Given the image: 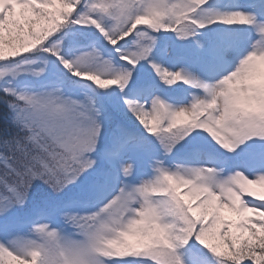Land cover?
<instances>
[{
    "label": "snow or ice",
    "instance_id": "6c2138e0",
    "mask_svg": "<svg viewBox=\"0 0 264 264\" xmlns=\"http://www.w3.org/2000/svg\"><path fill=\"white\" fill-rule=\"evenodd\" d=\"M0 264H264V0H0Z\"/></svg>",
    "mask_w": 264,
    "mask_h": 264
},
{
    "label": "rangeland",
    "instance_id": "374dc122",
    "mask_svg": "<svg viewBox=\"0 0 264 264\" xmlns=\"http://www.w3.org/2000/svg\"><path fill=\"white\" fill-rule=\"evenodd\" d=\"M236 2H239V0H228V1L225 3L224 7H225V6H228V5H231V4H233V3H236ZM249 2H252V0H249ZM226 26H227V29H226L225 32H231V31H233V30H248V29H251V27H252V26H250V25H231V26L226 25ZM166 94L171 95L170 93H166ZM254 187L259 188V186H254ZM228 212H229V209H225V210H224V215H225V217H226V218L229 217L230 219H232V217L229 216ZM235 215H236V214H235Z\"/></svg>",
    "mask_w": 264,
    "mask_h": 264
},
{
    "label": "trees",
    "instance_id": "16d2710c",
    "mask_svg": "<svg viewBox=\"0 0 264 264\" xmlns=\"http://www.w3.org/2000/svg\"><path fill=\"white\" fill-rule=\"evenodd\" d=\"M155 35L157 36V45L159 44V37L160 36L167 38V39H169L170 37H175L172 35V33H155ZM154 51H157V48L154 49ZM121 63H123V62H121ZM109 91H112V89H110ZM116 91L117 92L119 91L118 87L116 88Z\"/></svg>",
    "mask_w": 264,
    "mask_h": 264
}]
</instances>
